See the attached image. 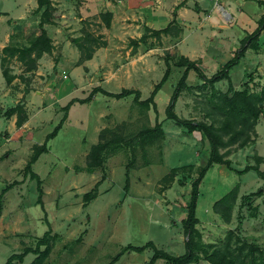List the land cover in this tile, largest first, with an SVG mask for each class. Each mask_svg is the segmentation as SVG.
I'll list each match as a JSON object with an SVG mask.
<instances>
[{
  "label": "rangeland",
  "instance_id": "1",
  "mask_svg": "<svg viewBox=\"0 0 264 264\" xmlns=\"http://www.w3.org/2000/svg\"><path fill=\"white\" fill-rule=\"evenodd\" d=\"M25 1L0 0V12H9L3 16V22L0 21L1 37L5 28L12 25L8 30L9 40L6 38L3 42L5 46H24L39 29L38 18L32 27L19 21ZM82 1L60 0L61 7L53 5L55 9L47 31L54 47L43 54L42 62L39 60L41 68L27 72L17 57H9L4 67L1 63L2 72L7 68L16 78L7 83L3 73L5 85L0 84V194L6 185L14 181L20 183L3 196L0 264L26 246L34 247L37 239L49 229L47 220L55 237L52 252L44 264H108L125 246H142L149 241L173 255L186 251L183 221L187 217L192 183L207 161L210 146L200 132L190 134L168 118L167 108L185 70L176 64L182 52H188L190 47H201L188 30L184 34L188 40L180 45L183 30L177 20L170 23L173 34H164L160 39L141 23L123 21L107 27L101 15L108 10L111 0H94L97 8L91 9L92 15L86 20H80ZM170 4L172 2L167 0L166 6ZM262 8L257 3L244 7L243 16L248 22L245 28L258 25L255 18ZM43 11L44 8L36 9L35 13L41 16ZM87 32L97 38L99 44L89 67L85 66L88 60L80 61L81 52L73 42ZM143 35L147 36L145 42L138 46L132 43L133 36L140 39ZM250 35L241 48L256 41L249 40ZM103 41L107 42L106 46H100ZM263 41L264 37L259 40ZM3 55L2 48L0 58ZM195 61L206 75L215 74L207 70L202 60ZM168 67L169 78L154 98L157 110L152 103L144 105L134 101V94L117 99L98 93L88 103L71 106L68 120L49 142V151L32 166L42 179L45 218L41 205L37 204V180L31 179L29 174L25 176V167L33 146L44 143L63 117L62 108L74 98H86L96 86L115 93L123 88L138 89L141 100H145ZM212 67L217 68L215 65L209 68ZM231 75L233 82L224 79L212 85L190 70L188 86L181 92L174 111L181 118L206 123L220 119L212 110L211 98L215 91L226 93L231 84L234 90L244 89L243 67H235ZM249 88V93L260 91L257 86ZM18 104L24 105L28 114L27 121L20 127L16 124L17 114L8 112ZM156 122L162 124L165 137L148 140L134 148L135 164L129 170V187L126 188L127 164L133 151L124 146L108 155L106 179L98 188L99 194L84 206V194L101 180L104 171L78 172L75 167L86 168L88 152L98 142L100 132L109 128L131 136L141 129L154 127ZM230 150L228 158L234 169L256 165L264 170V115L255 125L250 143L245 147L232 146ZM168 174L170 177L164 179ZM260 189H263L261 195L246 198ZM233 190L237 191V198L231 220L226 223L214 211V204ZM197 216L200 240L207 254L230 245L231 251L245 257L251 246L256 245L259 248L254 254L256 260L264 256V180L255 170L238 174L227 165H213L200 185ZM153 254L152 248L143 252L129 251L114 264H147ZM207 254L201 252L200 259L190 264H212ZM34 258L35 254H28L24 264ZM251 259L249 255L247 260ZM156 264L168 263L159 259Z\"/></svg>",
  "mask_w": 264,
  "mask_h": 264
},
{
  "label": "trees",
  "instance_id": "2",
  "mask_svg": "<svg viewBox=\"0 0 264 264\" xmlns=\"http://www.w3.org/2000/svg\"><path fill=\"white\" fill-rule=\"evenodd\" d=\"M37 1V10L39 11L44 8L38 31L29 38L28 43L24 46H19L17 44H9L5 46L3 48L5 55H3L1 58L2 67L5 66V63L9 57H17L25 66V71L33 72L38 69L39 60L43 54L52 51L54 47L53 41L48 34L47 29L45 28V24L50 23V15L55 8L53 6L52 0ZM185 2L186 0L183 1L179 6L184 5ZM101 16L103 17L106 26L109 27L113 13L111 11H106L102 13ZM171 26L172 25L169 24L167 27L162 29H151L148 26H145V28L148 31L154 33V37L160 39L164 34H173V32H171ZM262 30H264V15L259 20L258 27L250 35L249 40L257 39ZM179 32L180 30H178L176 34ZM146 37V35H143L140 39H132V43L138 46L139 43L146 41ZM73 42L81 52L80 61L91 59L95 53V50L97 49V46H99V44H97V38L93 37V35L88 32L84 37L74 38ZM88 42L91 43L89 46L87 45ZM106 44L107 42L103 41L100 46H106ZM245 45L238 52H236L235 56L230 61H228L220 71L216 72L212 77H208L204 73L197 61L191 60L187 56L181 55V59L176 63L177 66L185 67V70L171 97L170 104L167 108V116L168 118L176 121L179 126L187 129V132L190 134L197 131L200 132L202 136L208 140L210 146L207 161L202 166L198 178L192 183L190 203L187 207V217L183 221L185 233L187 235V239L185 241V253L182 255H173L165 250L159 249L153 241H149L142 246H135L132 244L125 246L117 255L112 258L108 264H114L126 252H143L148 248H152L154 250V254L147 264H156L157 260L159 259H164L168 264H190L196 262L200 259L201 252L206 254L208 253L207 249H205L206 246L200 240L201 233L197 228L200 220L197 216V205L200 196V185L209 169L215 164H224L232 170H235L238 174H245L250 170H255L257 174L264 180V170H261L259 166L247 165L241 170L234 169L231 166V160L228 158V155L231 153L230 148L232 146L245 147L248 143H250L252 132L255 130V125L258 123L260 117L264 115V86L258 92L249 93V83L245 82L243 90H234L231 84L229 91L226 93L215 91L213 97L211 98L213 103L212 110L213 114L217 113L221 120L214 118L211 123L181 118L174 111L175 104L180 97L181 92L188 86L187 78L190 70H194L198 76L204 80L205 83H210L212 85L223 79H228L231 81L229 71L239 63L242 53L246 49ZM3 73L6 77L7 83H11L16 78V76L12 75L10 70L7 68L3 70ZM169 75L170 68L168 67L161 81L155 85L150 97L145 100H141V91L138 89L123 88L121 92L115 93L108 91L101 86H96L86 98H74L62 108L64 111L63 117L55 126L53 131L46 136L44 143L35 144L33 146L32 155L30 156V159L25 167V176L29 174L31 179L37 180V189L39 193L37 204L41 205L45 213V218L47 217V213L43 200L44 191L42 188V179L40 178L39 174L33 170L32 166L43 153L49 151V142L58 135L68 120L71 106L75 103H88L92 101L98 93H102L117 99L125 98L134 94V101L144 105H149L152 103L154 108L157 110L154 98L168 80ZM247 77L249 79H253V75L249 73H247ZM230 92H232V94ZM8 112L9 114H17L16 124L19 127L22 126L28 119V114L24 108V105L22 104L16 105ZM159 137H165V132L160 122H156L154 127L141 129L131 136H126L113 129L104 128L99 134L98 142L93 144L88 152L86 168L81 169L80 167H75V169L78 172L87 171L88 173H94L97 169L104 171L108 155L117 151L121 147L128 146L129 148H132L133 151L132 158L127 164L128 172L126 188H128L130 183L129 170L133 168L135 164L134 148L148 140L152 141L153 139ZM222 149L225 151H221ZM168 177H170V174L166 175L164 179H167ZM105 179L106 173L104 171L101 180L96 183L92 190L84 194V206H86L98 196V188ZM18 183L20 182L14 181L3 188L0 194V215L2 214L3 209L2 203L4 194ZM262 192L263 189H260L251 195H248L246 198L261 195ZM236 198L237 191L233 190L214 204V211L218 213L226 223H229L231 220V213ZM46 222L49 225V229L42 237L37 239L36 245L34 247L26 246L22 252L14 253L9 256L7 261L3 264H24L26 256L30 253L35 254V258L29 264H44L52 252L53 241L55 237V235L52 234L53 231L51 224L48 220ZM241 249L243 250L244 247ZM257 251H259V248L256 245L251 246L248 254L245 257H242L241 253L235 254L230 250V245H227L224 248L216 249L210 254H207L206 258L212 264H264V256H261L259 261L256 260L254 254ZM249 255L252 256L250 261L247 260Z\"/></svg>",
  "mask_w": 264,
  "mask_h": 264
},
{
  "label": "crops",
  "instance_id": "3",
  "mask_svg": "<svg viewBox=\"0 0 264 264\" xmlns=\"http://www.w3.org/2000/svg\"><path fill=\"white\" fill-rule=\"evenodd\" d=\"M36 1V3H35ZM54 6L61 7L60 0H52ZM167 0H111L108 1V10L113 13L111 27L115 24L137 23L148 26L151 29H162L167 27L172 21H179L182 24L180 32V45L184 40H188L184 34L188 30L194 34V42L201 49L188 48V52L182 54L189 57L191 60H202L207 70L220 71L223 66L230 61L241 49V44L249 34H252L256 27L250 26L245 28L246 18L244 19V7L250 3H257L263 8L257 11L256 21L259 22L264 15V0H186L185 4L179 6L185 0H170L172 4L166 6ZM59 3V4H56ZM81 6L80 20H86L92 15L90 13L94 8H97V3L94 0H83ZM38 7L37 0H26L24 2V10L18 17L22 24L32 27L36 23V18L40 22V13H35ZM92 9V10H91ZM171 11V13H169ZM39 13V14H38ZM42 13V12H41ZM9 12H0V21L3 22V16H7ZM172 14V17H171ZM259 19V20H258ZM18 21H14L17 24ZM11 24L5 28V32L1 37L0 29V54L5 46V40H9ZM47 29V24L45 25ZM9 30V31H8ZM8 31V32H7ZM172 35V34H169ZM264 37V30L259 34L256 41L246 44V49L242 53L239 63L235 66H242L244 71V80L249 86H257L258 90L264 86V41L259 42ZM136 38V37H132ZM205 46V48H204ZM204 49V50H203ZM182 51V50H181ZM44 56L40 59V62ZM93 59L88 60L87 67L91 66ZM89 64V65H88ZM217 67L209 68L210 66ZM40 68L42 67L39 65ZM219 67V68H218ZM229 76L232 81L231 71ZM40 72V71H39ZM38 72V73H39ZM247 73L253 75V79L247 77ZM208 76V75H207ZM210 77V76H208ZM224 80V79H223ZM227 80V79H225ZM233 82V81H232ZM0 84L5 85L3 72L1 68L0 58ZM233 85L238 88L239 86ZM2 215V214H1ZM3 229V228H2Z\"/></svg>",
  "mask_w": 264,
  "mask_h": 264
}]
</instances>
